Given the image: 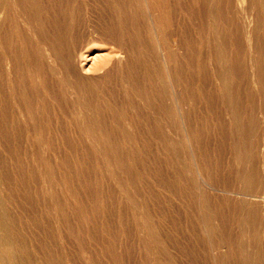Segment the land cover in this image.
Returning a JSON list of instances; mask_svg holds the SVG:
<instances>
[{
	"label": "bare ground",
	"instance_id": "1",
	"mask_svg": "<svg viewBox=\"0 0 264 264\" xmlns=\"http://www.w3.org/2000/svg\"><path fill=\"white\" fill-rule=\"evenodd\" d=\"M199 261L264 264V0H0V264Z\"/></svg>",
	"mask_w": 264,
	"mask_h": 264
},
{
	"label": "rangeland",
	"instance_id": "2",
	"mask_svg": "<svg viewBox=\"0 0 264 264\" xmlns=\"http://www.w3.org/2000/svg\"><path fill=\"white\" fill-rule=\"evenodd\" d=\"M95 50H96V49H95ZM96 51H98V50H96ZM96 51H94L90 56H92V55L94 56V54L96 55V54H97ZM90 59H91V60H90ZM90 59L85 60V63H83V65H84V69H85V70H86V68H88V69H92V66H91V65L93 64V63H92L93 59H92V58H90ZM87 61H88V62H87ZM89 66H90L91 68H89ZM88 69H87L85 72H86V73H91L92 71H91V70H88ZM257 102H258V101H256L255 103L257 104ZM257 118H258L259 121H260V117L257 116ZM212 140H213V141H212ZM215 140H216V138L212 137V138H211V141H210V145H211L210 150H212V151H210V152H211V155H212L213 157L216 156L215 153L217 152V150H215V149H218V147H217V146H218V143H217V140H218V139L216 140L215 143H213L214 145L212 146V142H214ZM215 146H216V147H215ZM211 148H212V149H211ZM214 151H216V152H214ZM213 152H214V154H213ZM212 192H213V191L209 190V194H211V195H213V196L217 194L215 191H214V192H215L216 194H215L214 192H213V193H212ZM257 194H258V195H253V196H252V198H253L254 200H260V199H261V194H262V193H261V192H257ZM171 202H172V201L167 202V203H170V204H171V206H169L170 204H168V207L177 210V209H178L177 206H175V208H174V205H176L177 202H172V203H171ZM177 211H178V210H177ZM181 212H182V211H181ZM183 221H184V220H183ZM179 223L181 224V225H178L179 229H180V227H181V229L185 228V227H184V222L181 223V222L179 221ZM179 223H178V224H179ZM171 224H172V223H169V224H168V222H167V225H166L167 227H165V229L167 230V229H170L169 227H171L170 230H171V231L173 230V233H174V232H176V231H174V230H176V228H172L173 224H172V225H171ZM182 225H183V226H182ZM168 226H169V227H168ZM181 229H180V230H181ZM200 263L202 264V261H199L198 264H200ZM185 264H188V263L185 262Z\"/></svg>",
	"mask_w": 264,
	"mask_h": 264
}]
</instances>
